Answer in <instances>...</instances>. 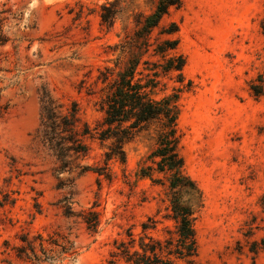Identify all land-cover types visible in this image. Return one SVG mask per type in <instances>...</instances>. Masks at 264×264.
Masks as SVG:
<instances>
[{"label": "rangeland", "instance_id": "rangeland-1", "mask_svg": "<svg viewBox=\"0 0 264 264\" xmlns=\"http://www.w3.org/2000/svg\"><path fill=\"white\" fill-rule=\"evenodd\" d=\"M155 3L0 0V9L6 4L21 14L0 47V264H24L11 249L23 234L42 233L70 247L54 264H105L128 231L141 234L148 217L156 220L153 236L174 230L166 183L135 176L151 164L152 128L125 143L126 161L111 159L108 177L92 170L57 176L53 157L34 139L42 87L76 100L90 128L101 122L102 100L125 62L121 41ZM104 5L116 9L110 26L100 18ZM171 22L178 30L162 33ZM164 38L178 40L171 53L185 56L190 81L177 100V129L185 172L202 199L193 216V264H264V93L255 97L249 89L264 72V0H182L152 30L150 43ZM175 79L163 77L158 96L172 93ZM86 142L81 162L103 165L110 141ZM89 210L97 215L95 231L81 215Z\"/></svg>", "mask_w": 264, "mask_h": 264}, {"label": "trees", "instance_id": "trees-1", "mask_svg": "<svg viewBox=\"0 0 264 264\" xmlns=\"http://www.w3.org/2000/svg\"><path fill=\"white\" fill-rule=\"evenodd\" d=\"M181 4L182 0H156L152 12L136 22L132 36L121 41L125 62L102 100L103 117L96 127L90 128L82 120L76 100L64 101L46 87L40 91V120L34 139L53 157L57 176L65 171H76L81 175L92 170L108 177L111 159L125 163V143L140 132L151 128L155 132V146L148 155L151 164L140 165L135 176L162 185L166 183L168 216L174 220L175 228H167V235L162 238L155 237L149 230L155 229L156 220L148 217L147 223H141V234L137 238L128 231V241L115 242L117 251L110 254L112 258L105 264H120V259L123 264H193L197 255L193 216L202 203L201 191L185 172L180 152L181 135L177 129V100L190 86V81L185 82L183 75L186 58L181 53H171L177 47V39L164 38L150 43L151 32L163 16ZM115 14L114 5H104L101 21L110 26ZM20 18V13L3 4L0 9V47L11 40V22ZM177 30L178 25L171 22L162 33L172 34ZM147 55L157 59L151 60ZM171 73H175L177 86L172 88V93L158 96L162 90L160 86L164 85L162 78ZM249 89L255 97L264 93V72L251 81ZM87 137H96L101 143L110 141L103 153V165L93 167L81 162L89 153ZM81 215L87 229L95 231L98 222L95 211H83ZM19 239L22 243L11 249L24 264H54L70 250L66 244L52 236L44 237L42 233L32 237L23 234ZM4 244L5 248L9 246L6 241ZM260 245L264 251V237Z\"/></svg>", "mask_w": 264, "mask_h": 264}]
</instances>
